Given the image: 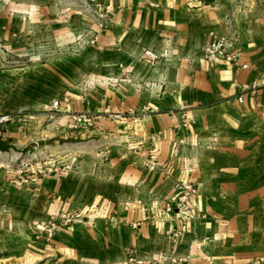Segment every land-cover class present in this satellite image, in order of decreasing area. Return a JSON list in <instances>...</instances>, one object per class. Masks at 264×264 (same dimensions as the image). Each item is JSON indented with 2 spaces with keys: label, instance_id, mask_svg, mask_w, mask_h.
Instances as JSON below:
<instances>
[{
  "label": "crops",
  "instance_id": "obj_1",
  "mask_svg": "<svg viewBox=\"0 0 264 264\" xmlns=\"http://www.w3.org/2000/svg\"><path fill=\"white\" fill-rule=\"evenodd\" d=\"M220 36L237 63L203 58ZM0 37V139L56 168L20 183L0 152V264L264 263V0H0ZM181 181L187 223L164 212Z\"/></svg>",
  "mask_w": 264,
  "mask_h": 264
},
{
  "label": "built area",
  "instance_id": "obj_2",
  "mask_svg": "<svg viewBox=\"0 0 264 264\" xmlns=\"http://www.w3.org/2000/svg\"><path fill=\"white\" fill-rule=\"evenodd\" d=\"M110 10L107 8H101L98 13V18L101 21H106L109 18ZM96 37H92L89 39L91 43L95 42ZM145 55L148 56L151 65L156 64V62L160 59L159 55L153 52L150 49L145 51ZM240 57V53L234 49L233 42L226 38V37H216L211 43H209L203 51V58L207 60H216L218 58L225 59L231 63H237ZM259 88L258 83L254 82L252 84H244L243 90L250 91L252 93H257ZM239 102L244 101V96L239 95L238 97ZM51 110L58 111L60 109L59 101H54L51 105ZM157 111L159 108L158 106L151 107L149 105L144 107V111H149L150 109ZM96 118L95 114L92 113H80L74 116V122L72 124L73 127H79L82 125H92ZM9 115L0 117V123L9 121ZM26 166L29 164L26 163ZM37 169H33L32 173L45 174L48 172L55 171L54 164L50 163L49 161H42L37 163ZM23 174V170L19 171ZM29 177V175H28ZM27 181V180H26ZM174 196L176 198L175 203L167 202L164 207V212H176V215L180 222L187 223L189 219L193 215V208L195 205V195L197 193V187L191 182H178L173 190ZM77 215L75 213H64L53 215L46 223H42V227L44 230L45 238L50 241L53 239L55 232L61 226H66L73 223L76 219ZM182 233V229L177 227L176 230L173 232V238L177 241ZM168 257L165 255H161L160 260H165ZM131 261H136L135 257L130 258ZM173 260V259H172ZM264 264V263H262Z\"/></svg>",
  "mask_w": 264,
  "mask_h": 264
},
{
  "label": "rangeland",
  "instance_id": "obj_3",
  "mask_svg": "<svg viewBox=\"0 0 264 264\" xmlns=\"http://www.w3.org/2000/svg\"><path fill=\"white\" fill-rule=\"evenodd\" d=\"M59 49L60 47L58 45H55L51 42L40 41L30 46L27 52L30 53L31 56L40 55L38 53H41V55H45V59H48L51 55H53L52 53H54V51L59 52L58 51ZM9 50H10L9 44L5 42V39L3 37H0V53H7L9 52ZM3 116H7V115H0V117ZM13 116L14 115H9L10 120L6 122H2L0 123V125H6L10 123L13 119ZM8 155L12 156L13 158V159H9L7 162L8 174L14 175V179L19 181L20 183H24L26 182V180L28 181V179L30 178L28 177V175L37 176L36 173H32V170L37 169L36 168L37 163L48 160L38 157L36 156V154L28 155V153H20L16 151H11L9 152ZM2 162L4 161L0 160V163ZM26 163H28L29 165L26 166L25 165ZM20 170H23V174L19 172Z\"/></svg>",
  "mask_w": 264,
  "mask_h": 264
},
{
  "label": "water",
  "instance_id": "obj_4",
  "mask_svg": "<svg viewBox=\"0 0 264 264\" xmlns=\"http://www.w3.org/2000/svg\"><path fill=\"white\" fill-rule=\"evenodd\" d=\"M11 151L26 153L28 149L27 148L21 149L14 143H11L4 139H0V152H11Z\"/></svg>",
  "mask_w": 264,
  "mask_h": 264
}]
</instances>
